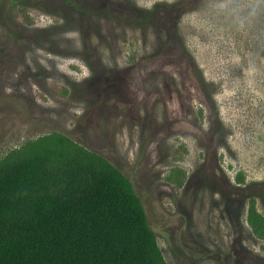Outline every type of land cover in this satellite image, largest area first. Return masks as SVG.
<instances>
[{
	"label": "rangeland",
	"instance_id": "374dc122",
	"mask_svg": "<svg viewBox=\"0 0 264 264\" xmlns=\"http://www.w3.org/2000/svg\"><path fill=\"white\" fill-rule=\"evenodd\" d=\"M49 134L130 179L168 264H264V0H0V161Z\"/></svg>",
	"mask_w": 264,
	"mask_h": 264
},
{
	"label": "trees",
	"instance_id": "16d2710c",
	"mask_svg": "<svg viewBox=\"0 0 264 264\" xmlns=\"http://www.w3.org/2000/svg\"><path fill=\"white\" fill-rule=\"evenodd\" d=\"M45 136L0 161V264H168L130 179L72 139Z\"/></svg>",
	"mask_w": 264,
	"mask_h": 264
}]
</instances>
